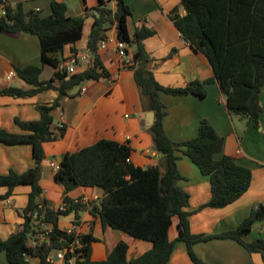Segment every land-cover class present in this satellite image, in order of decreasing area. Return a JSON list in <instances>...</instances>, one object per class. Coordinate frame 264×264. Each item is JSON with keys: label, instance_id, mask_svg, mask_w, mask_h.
I'll return each instance as SVG.
<instances>
[{"label": "trees", "instance_id": "trees-1", "mask_svg": "<svg viewBox=\"0 0 264 264\" xmlns=\"http://www.w3.org/2000/svg\"><path fill=\"white\" fill-rule=\"evenodd\" d=\"M94 15L88 51L93 59L92 67L80 74H69L61 69L60 61L53 57L66 45L73 46L82 39L87 17L72 18L67 15L65 3L52 1L51 14L47 17L35 11H26L22 4L15 8L8 4L7 15L0 17V34L24 33L40 39L41 58L44 65L53 69L49 80H42L43 69L37 66L17 68V75L31 89L9 87L0 94L15 98H30L39 93L54 90L59 99L52 104L38 105V121H19L16 125L26 134H11L0 129V142L8 145L31 144L36 167L18 174H0V187L8 192L0 201L11 197L14 188L29 185L31 192L26 208L19 212L24 222L22 229L7 240H0V253H5L9 264H39L75 241L74 234L59 228L62 217L89 211L99 216L104 228L110 227L126 233L129 237L152 243L153 248L135 260H128L129 244L120 241L106 260L93 261L92 244L97 239L92 234L82 237L81 255H75L72 264H169L177 243H183L194 264H207L197 257L194 246L214 239L232 240L249 253L264 254V239L247 243L245 237L257 222L264 221V205L252 210L251 215L240 226L231 231L214 235H195L190 229V194L180 185L182 179L176 151H181L198 167L201 174L211 182L212 196L203 208H224L240 199L250 188L252 173L239 166L228 156H221L225 139L209 121L200 123L196 138L173 142L163 126L166 116L165 105L160 94L172 96L194 95L200 99L207 96V85L217 82L227 97V108L232 115L248 119L255 127L263 113L261 93L264 87V0H181L186 11L180 16L174 9L170 20L192 48L203 54L212 65L214 78L211 81H195L184 88H167L159 84L149 66L151 57L144 41L154 35L148 27L138 29L130 39L127 21L132 16L124 0H115L113 10L107 0H100ZM116 26L119 41L129 43L135 50L131 68L140 89L144 108L155 113L151 128L159 151L164 155L165 172L159 167H137L131 161V149L125 144L101 140L96 144L68 154L55 173L56 183L65 189L66 211L47 206L43 198L42 162L45 154L43 145L57 139L53 129L52 111L60 106V99L68 96L86 81L109 78L98 54L99 44L107 41L108 31ZM78 50L72 47L76 56ZM80 92L77 94L79 95ZM98 187L104 196L98 204H84L81 199L73 200L67 194L76 188ZM178 217L179 236L170 241L169 232L173 219ZM41 225L52 226L49 240L41 246L31 247L29 238ZM67 255L63 264H71Z\"/></svg>", "mask_w": 264, "mask_h": 264}, {"label": "crops", "instance_id": "crops-1", "mask_svg": "<svg viewBox=\"0 0 264 264\" xmlns=\"http://www.w3.org/2000/svg\"><path fill=\"white\" fill-rule=\"evenodd\" d=\"M6 1L13 8L22 4L26 11H35L44 17L51 14V3L56 1L66 4L69 17H87L82 39L74 46L66 45L53 57L60 61L61 67H69L74 61L83 59L76 63L74 74L83 73L92 67L93 59L88 51V41L95 21L94 15L98 16L100 0ZM124 1L132 12L127 21L130 39L144 26L154 31V35L147 38L144 44L151 57L149 66L159 84L167 88H184L192 82L211 81L214 78L209 60L192 48L169 18L174 9H179L180 16L186 15L181 0ZM107 3L115 9V0H107ZM107 36L105 47L99 44L98 54L109 78L86 81L70 95L61 97L60 106L51 113L57 139L43 145L45 158L42 162L40 185L44 190L43 198L47 201V206L55 210L65 203L66 197L64 187L55 181V173L62 160L66 155L101 140L129 146L130 161L135 166H155L165 172L164 155L159 151L151 132L155 113L144 108L134 71L130 67L135 50L126 43L128 59L125 61L118 53L116 26L108 31ZM72 47L78 50L76 56L72 53ZM28 66L41 67L42 80H49L53 75V69H47L42 63L40 39L24 33L0 34V91L9 87L31 89L30 85L18 77L16 71L17 68ZM206 88L207 96L204 99L194 95L160 94L166 111L163 119L166 134L173 142L188 141L197 137L202 121H209L225 139L223 153L216 158H233L239 166L251 171L252 182L249 190L233 204L224 208L201 209L212 196L210 178L201 174L190 158L181 151H176L179 157L177 167L182 177L180 185L190 194V229L195 235H214L235 230L251 215L254 208L264 205V87L260 98L263 113L258 128L248 119L229 112L227 97L217 82H211ZM81 89H85V93L77 95ZM57 99L59 92L54 90L30 98L0 94V129L11 134H26L16 125V120H40L37 106L52 104ZM60 125H63L62 129L59 128ZM36 165L31 144L8 145L0 142L1 175L10 172L22 174ZM7 192V187H0V196ZM30 192L29 185L18 186L14 188L9 199L0 201V240H7L22 229L24 220L19 212L26 208ZM67 196L73 200L86 199L89 204H98L104 196V190L98 187H79ZM73 215L71 225L64 227L61 218L59 228L66 231L77 223L75 225L79 226V232L83 235L92 234L97 239L92 244L93 261L106 260L117 243L124 240L130 247L129 261L153 248L152 243L134 239L122 231L116 230L120 233H112V228H104L100 217L93 216L89 211L81 212L78 220L74 213ZM178 223L179 219L175 217L169 232L170 241H175L179 236ZM46 228L50 230L52 226L47 225ZM258 239H264V221L255 223L244 240L250 243ZM194 252L207 264H264V254H251L237 242L227 239H214L197 244ZM30 262L39 264L40 260L31 258ZM191 262L186 246L177 243L169 264H193ZM0 264H9L5 253H0Z\"/></svg>", "mask_w": 264, "mask_h": 264}, {"label": "built area", "instance_id": "built-area-1", "mask_svg": "<svg viewBox=\"0 0 264 264\" xmlns=\"http://www.w3.org/2000/svg\"><path fill=\"white\" fill-rule=\"evenodd\" d=\"M7 7L8 2L6 0H0V17H5L7 15ZM106 41L101 42V47H105ZM127 44L122 41H118L117 43V49L118 53L123 60L127 61L128 55L126 52ZM83 61L78 60L74 61L72 65L69 67H61V69H66L69 74L75 73V65L77 62ZM80 93L83 95L85 93V89H81ZM60 129L63 128V125L59 126ZM84 204H89V202L86 199H81ZM68 209V205L66 203L62 204V206L59 207L60 211H66ZM77 224V223H75ZM73 224L71 228H69L67 231L68 234H74L75 235V241L70 244L69 247L66 249L57 252L56 254L52 255L46 263L44 264H63L66 260L67 255H70L71 259L69 262L72 264L75 261V255H81V249L83 247L82 244V237L83 234L79 232V226ZM50 230L46 228V225H41L40 229L36 230L35 234H32L29 238V245L31 247H37L41 246L44 242H47L49 240Z\"/></svg>", "mask_w": 264, "mask_h": 264}, {"label": "rangeland", "instance_id": "rangeland-1", "mask_svg": "<svg viewBox=\"0 0 264 264\" xmlns=\"http://www.w3.org/2000/svg\"><path fill=\"white\" fill-rule=\"evenodd\" d=\"M87 31H88V28L86 29V31H85V34L87 35ZM87 39V37L86 38H84V41ZM46 68L47 69H51V67L50 66H48V65H46ZM45 74H46V72H45ZM44 74V75H45ZM43 77H45V76H43ZM62 225H64V227H66V226H69V225H71V221L72 220H74V215L73 214H70V215H68V216H64V217H62ZM110 231H112V233L114 232H116V233H120V232H117L116 230H113V229H110ZM100 239L101 238H99V241H100ZM111 241H113V240H111ZM188 257H189V255H188ZM189 259H190V257H189ZM190 261H191V259H190ZM192 263V262H191ZM194 264V263H193Z\"/></svg>", "mask_w": 264, "mask_h": 264}]
</instances>
